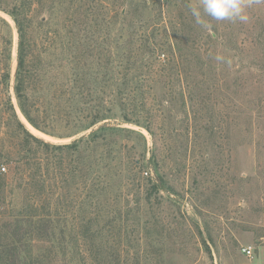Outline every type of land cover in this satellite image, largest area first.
I'll list each match as a JSON object with an SVG mask.
<instances>
[{
    "label": "rangeland",
    "instance_id": "rangeland-1",
    "mask_svg": "<svg viewBox=\"0 0 264 264\" xmlns=\"http://www.w3.org/2000/svg\"><path fill=\"white\" fill-rule=\"evenodd\" d=\"M198 2L0 0L25 25L45 130L20 110L19 32L0 9V264H264V0H245L243 22L204 17L208 28L189 11ZM9 100L52 144L105 129L79 150L23 151ZM90 104L104 119L82 129L76 105ZM19 159L70 184L37 198L44 226L21 213Z\"/></svg>",
    "mask_w": 264,
    "mask_h": 264
},
{
    "label": "trees",
    "instance_id": "trees-1",
    "mask_svg": "<svg viewBox=\"0 0 264 264\" xmlns=\"http://www.w3.org/2000/svg\"><path fill=\"white\" fill-rule=\"evenodd\" d=\"M2 10H5L3 8H0ZM16 22L18 32H19V48H18V68L16 72V83H15V93L18 100V104L20 107V110L22 112V115L28 120V122L33 125L38 130L45 131L41 125L39 124V119L37 116L33 114V109L30 103V97L27 93V87L28 83L30 81V73L27 71V52H26V46H25V38H26V30L24 23L20 20V18L17 16V14L14 11H7ZM9 74H6V77H8ZM81 95L84 92H80ZM74 106V105H73ZM76 107L79 109L76 114L83 115L81 118H72L76 123V125L82 126L83 128L91 127L92 125L96 124L98 121H101L104 119L102 114H100V111L94 110L93 112H87L86 110L95 109V105H76ZM8 109L12 111L13 115L15 116V120L17 121V127L20 129L21 134L23 135L22 142L20 144V147H22L24 150H32L31 146H35L40 149H46V150H79L80 144L84 143L89 146L92 143H95L101 136L102 130L105 128L99 129V131H95L92 134H90L89 138L87 139H80L78 141H74L71 143H65V144H52L49 142L44 141L41 139V137L36 136L30 129L26 127V125L20 121L18 118V114L16 112V108L14 107V104L11 100H9ZM73 113V112H72ZM71 113H68L70 115ZM11 128V126H10ZM19 162H27V164H19V168L21 167V171L24 172V170L28 171V174L24 176V181L20 182V186H23L27 193L29 194V200L27 205H25L24 208H22L21 213H27L30 217L29 226L43 225V221L48 218V214L51 212L49 211V206L45 205L43 209L40 210L39 206L35 204L37 202V198L41 199V201L49 202L52 195H58L62 196L63 191L67 192V189L70 187V184L65 185H59V184H49L48 178L50 177L51 167L52 164H40L36 161L35 164H30L31 161L20 159ZM66 164H55L56 168H60V171L65 169ZM23 167V168H22ZM3 169L6 170V167L3 166ZM23 169V170H22ZM5 174H3L4 177ZM87 188V187H85ZM89 188V187H88ZM61 194V195H60ZM41 211V213H39ZM43 212V213H42ZM33 218H38V222H35ZM18 219V218H17ZM45 225V224H44ZM43 225V226H44ZM49 226V225H48Z\"/></svg>",
    "mask_w": 264,
    "mask_h": 264
},
{
    "label": "clouds",
    "instance_id": "clouds-1",
    "mask_svg": "<svg viewBox=\"0 0 264 264\" xmlns=\"http://www.w3.org/2000/svg\"><path fill=\"white\" fill-rule=\"evenodd\" d=\"M246 7L245 0H199L197 4L189 5V11L197 24L208 28L210 25L204 17H210L216 21H246L248 19L245 14ZM215 59L225 62L223 56H216Z\"/></svg>",
    "mask_w": 264,
    "mask_h": 264
},
{
    "label": "bare ground",
    "instance_id": "bare-ground-1",
    "mask_svg": "<svg viewBox=\"0 0 264 264\" xmlns=\"http://www.w3.org/2000/svg\"><path fill=\"white\" fill-rule=\"evenodd\" d=\"M17 48L15 47V49H14V54L13 55H16V53H17V50H16ZM31 130L34 132V133H36L37 135H39V136H41V137H44V138H48L45 134H43L42 132H40V131H38L37 129H35L34 127H31Z\"/></svg>",
    "mask_w": 264,
    "mask_h": 264
},
{
    "label": "built area",
    "instance_id": "built-area-1",
    "mask_svg": "<svg viewBox=\"0 0 264 264\" xmlns=\"http://www.w3.org/2000/svg\"><path fill=\"white\" fill-rule=\"evenodd\" d=\"M252 247H246V248H244V252H246L248 255H251L252 254Z\"/></svg>",
    "mask_w": 264,
    "mask_h": 264
}]
</instances>
